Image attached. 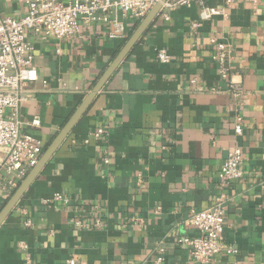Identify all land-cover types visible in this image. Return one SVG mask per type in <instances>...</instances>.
I'll return each mask as SVG.
<instances>
[{"label":"crops","instance_id":"1","mask_svg":"<svg viewBox=\"0 0 264 264\" xmlns=\"http://www.w3.org/2000/svg\"><path fill=\"white\" fill-rule=\"evenodd\" d=\"M206 4L223 13L202 19L200 5L163 6L1 225L0 264H203L179 240L198 235L191 210L222 193V239L238 252L208 264H264V0ZM25 13L24 0H0V19ZM124 20L126 40L101 19L63 40L27 31L39 79L20 107L24 133L47 148L140 24ZM214 40L230 47L229 62L216 59ZM237 146L244 175L225 186L220 171ZM9 179L0 212L22 182Z\"/></svg>","mask_w":264,"mask_h":264},{"label":"built area","instance_id":"2","mask_svg":"<svg viewBox=\"0 0 264 264\" xmlns=\"http://www.w3.org/2000/svg\"><path fill=\"white\" fill-rule=\"evenodd\" d=\"M161 0H73L63 3L59 0H24L26 13L22 18L5 17L0 19V181L5 176L14 177L8 180V186L16 187L15 179L23 181L27 174L39 163L45 147L41 140L22 131L20 107L28 99L26 87L39 79V71L33 55V47L28 41L27 31L45 36H54L58 40L73 37L81 24H91L101 19L111 25L110 36L126 40L125 19L141 22L153 7ZM236 0H225L231 5ZM256 3L260 0H246ZM207 0H169L165 8L192 5L202 6L201 18L211 19L221 15L222 10L208 6ZM122 19H121V17ZM216 59L223 65L232 58L231 49L222 41L214 40ZM161 62L168 63L171 56L166 49L160 50ZM224 77L227 73H223ZM236 93H242L244 87L233 84ZM33 126H40L41 119L35 117ZM237 135L243 133V120L236 124ZM103 134L100 129L96 136ZM89 142V140H87ZM243 152L237 146L230 151L221 171L220 179L227 186L241 179ZM58 195L56 199H60ZM227 195L222 193L213 207L206 210L192 209L188 224L195 227L198 235L182 237L179 243L190 248L192 258L200 263L208 264L223 252L236 254L238 249L226 245L222 233L226 222ZM31 224L30 221L27 222ZM162 258L159 259L161 264ZM68 264H78L69 259Z\"/></svg>","mask_w":264,"mask_h":264},{"label":"water","instance_id":"3","mask_svg":"<svg viewBox=\"0 0 264 264\" xmlns=\"http://www.w3.org/2000/svg\"><path fill=\"white\" fill-rule=\"evenodd\" d=\"M169 0H161L156 4L153 9L148 13V15L140 22L132 35L128 38L118 55L115 57L113 62L109 65L103 75L100 77L96 83L93 90L84 99L81 105L76 109L74 114L70 117L67 123L64 125L62 130L53 139V141L45 149L39 163L27 174L23 179L19 187L15 190L9 201L6 203L4 208L0 212V227L4 221L12 213L16 205L24 197V195L29 191L33 183L36 181L40 173L45 169L48 163L51 161L53 156L56 154L58 149L62 146L65 140L69 137L72 131L80 123L81 119L84 117L86 112L89 110L94 100L96 99L99 92L104 88L107 82L110 80L112 75L116 72L123 61L130 55L134 47L140 41V39L145 35V33L153 25L165 3Z\"/></svg>","mask_w":264,"mask_h":264}]
</instances>
